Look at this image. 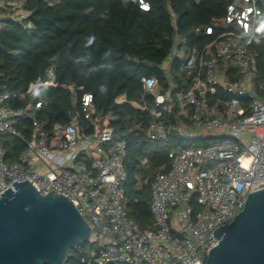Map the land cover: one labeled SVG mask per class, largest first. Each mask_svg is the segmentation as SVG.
<instances>
[{
  "label": "built area",
  "instance_id": "2783aa9c",
  "mask_svg": "<svg viewBox=\"0 0 264 264\" xmlns=\"http://www.w3.org/2000/svg\"><path fill=\"white\" fill-rule=\"evenodd\" d=\"M139 2L149 9L147 1ZM1 7L0 27L6 19ZM200 30L212 37L202 46L175 36L162 65L169 87L163 90L156 76H144L142 101L131 103L150 114L147 138L171 145L168 167L158 170L151 183L154 224L148 230L125 207L127 140L117 135L112 113L97 108L92 92L70 84L79 104L76 115L49 127L38 116L44 101L36 92L53 85L55 61L25 94L0 85V134L26 143L12 163L0 144V181L10 186L14 180H27L43 195L67 197L91 229L95 248L83 258L86 264L118 258L130 264H208L209 251L218 243L215 230L244 209L249 193L264 189L263 84L251 47L264 41V12L258 0H233L222 17ZM29 94L35 98L25 107L9 104ZM126 101L125 95L117 98L118 103ZM24 120L31 121L29 139L17 127ZM174 137L208 142L182 146ZM148 165V157L139 158L138 187L150 181ZM4 192L0 182V195Z\"/></svg>",
  "mask_w": 264,
  "mask_h": 264
},
{
  "label": "trees",
  "instance_id": "16d2710c",
  "mask_svg": "<svg viewBox=\"0 0 264 264\" xmlns=\"http://www.w3.org/2000/svg\"><path fill=\"white\" fill-rule=\"evenodd\" d=\"M145 1L149 9L142 8L139 0H25L28 16L22 21L6 18L0 27V85L6 91L25 94L30 84L56 62L53 85L36 92L37 99L44 101L38 116L49 127L68 122L66 114L74 106L79 108L70 84L92 92L97 108L112 113L117 135L127 140L125 207L142 230L153 227L151 183L158 170L168 167L171 145L147 138L150 114L131 102L142 101L144 76H156L166 90L169 76L162 65L171 53L175 36L180 35L192 46L204 45L212 37L204 30L197 32V28L222 17L233 0ZM258 5L264 12V0H258ZM251 47L256 53L263 84L260 93L264 96V41ZM121 95L127 97L126 102H117ZM32 96H17L9 104L25 107ZM147 101L152 105L150 96ZM170 107L173 119L175 100ZM17 127L25 139L30 138V120L20 121ZM207 142L174 137V143L182 146ZM0 144L6 149L8 163L16 161L26 146L23 139L8 133L0 134ZM142 156L149 159L146 175L150 181L138 187L136 170ZM94 248L89 241L71 249L66 264H86L83 258H89Z\"/></svg>",
  "mask_w": 264,
  "mask_h": 264
},
{
  "label": "water",
  "instance_id": "95a60500",
  "mask_svg": "<svg viewBox=\"0 0 264 264\" xmlns=\"http://www.w3.org/2000/svg\"><path fill=\"white\" fill-rule=\"evenodd\" d=\"M76 112L74 106L68 121ZM0 182V264H61L71 249L90 241V227L67 197L43 195L27 180ZM214 238L208 264H264V189L249 193L244 209ZM104 264L130 263L118 258Z\"/></svg>",
  "mask_w": 264,
  "mask_h": 264
},
{
  "label": "crops",
  "instance_id": "0c3cea01",
  "mask_svg": "<svg viewBox=\"0 0 264 264\" xmlns=\"http://www.w3.org/2000/svg\"><path fill=\"white\" fill-rule=\"evenodd\" d=\"M24 3L25 0H0L1 10L6 18L23 19L28 16V11L23 7Z\"/></svg>",
  "mask_w": 264,
  "mask_h": 264
},
{
  "label": "rangeland",
  "instance_id": "374dc122",
  "mask_svg": "<svg viewBox=\"0 0 264 264\" xmlns=\"http://www.w3.org/2000/svg\"><path fill=\"white\" fill-rule=\"evenodd\" d=\"M18 9H19V7H18ZM166 66H165V69H168V63L166 62V64H165ZM212 140V139H211Z\"/></svg>",
  "mask_w": 264,
  "mask_h": 264
},
{
  "label": "clouds",
  "instance_id": "9594fccd",
  "mask_svg": "<svg viewBox=\"0 0 264 264\" xmlns=\"http://www.w3.org/2000/svg\"><path fill=\"white\" fill-rule=\"evenodd\" d=\"M125 2H128V0H125Z\"/></svg>",
  "mask_w": 264,
  "mask_h": 264
}]
</instances>
